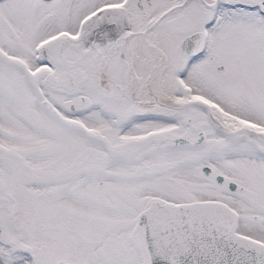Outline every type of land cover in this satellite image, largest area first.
I'll return each mask as SVG.
<instances>
[{
	"label": "snow or ice",
	"instance_id": "obj_1",
	"mask_svg": "<svg viewBox=\"0 0 264 264\" xmlns=\"http://www.w3.org/2000/svg\"><path fill=\"white\" fill-rule=\"evenodd\" d=\"M0 264H264V0H0Z\"/></svg>",
	"mask_w": 264,
	"mask_h": 264
}]
</instances>
